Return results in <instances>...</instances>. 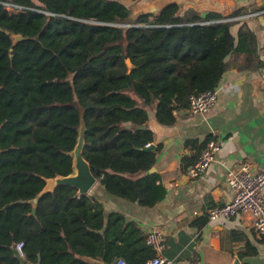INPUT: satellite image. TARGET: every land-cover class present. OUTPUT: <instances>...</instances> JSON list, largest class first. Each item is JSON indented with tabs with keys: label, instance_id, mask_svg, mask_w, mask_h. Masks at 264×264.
Listing matches in <instances>:
<instances>
[{
	"label": "trees",
	"instance_id": "trees-1",
	"mask_svg": "<svg viewBox=\"0 0 264 264\" xmlns=\"http://www.w3.org/2000/svg\"><path fill=\"white\" fill-rule=\"evenodd\" d=\"M129 5L0 0V264H146L154 255L146 233L92 195L60 185L30 200L46 178L73 172L68 152L84 121L82 155L98 185L154 206L167 189L147 172L161 146L145 149L149 114L173 124L190 96L217 87L225 71L263 67L250 17H239L248 11L202 14L170 3L132 17ZM14 35L22 39L12 46ZM211 138L185 140L183 171ZM19 242L25 263L14 253ZM255 253L247 244L239 256Z\"/></svg>",
	"mask_w": 264,
	"mask_h": 264
},
{
	"label": "crops",
	"instance_id": "crops-1",
	"mask_svg": "<svg viewBox=\"0 0 264 264\" xmlns=\"http://www.w3.org/2000/svg\"><path fill=\"white\" fill-rule=\"evenodd\" d=\"M170 3L202 14L264 10V0H129L132 17L157 12ZM248 13L239 16L244 18ZM247 20L257 36L262 68L225 71L217 86L218 97L204 113L180 110L170 125L160 124L154 113L149 114L147 126L153 131L152 144L161 145L153 167L167 189L166 195L154 206L145 207L106 193L98 183L87 193L98 199L106 212H122L145 233L162 230L164 254L173 264H230L235 256L241 264H264V235L254 231L250 215L240 213L214 221L205 215L209 207L222 205L232 196L226 184L227 169L247 162L255 171L264 170V12ZM237 27L233 26V34ZM209 135L220 142L216 159L201 175L190 178L180 166V157L188 153L185 140L203 141ZM202 219L205 223L199 226ZM247 244L256 253L240 257Z\"/></svg>",
	"mask_w": 264,
	"mask_h": 264
},
{
	"label": "built area",
	"instance_id": "built-area-1",
	"mask_svg": "<svg viewBox=\"0 0 264 264\" xmlns=\"http://www.w3.org/2000/svg\"><path fill=\"white\" fill-rule=\"evenodd\" d=\"M8 7L14 6L7 4ZM264 10L249 12L245 17L256 16ZM241 17V16H239ZM219 88L215 87L189 98L187 112L190 114L204 113L216 101ZM220 148V142L211 138L200 153L199 158L192 165L185 169V173L190 178L201 175L211 162L216 159ZM226 184L232 192L229 201L222 205L209 207L205 215L209 221L218 219H231L242 213L250 215L253 219V229L257 234L264 235V170L255 171L247 162L242 163L237 168H230L226 171ZM146 243L151 246L154 255L146 264H173V261L165 256V238L160 229H151L146 232ZM22 243L19 242L15 249L22 256ZM23 257V256H22ZM115 264H124L122 259Z\"/></svg>",
	"mask_w": 264,
	"mask_h": 264
},
{
	"label": "water",
	"instance_id": "water-1",
	"mask_svg": "<svg viewBox=\"0 0 264 264\" xmlns=\"http://www.w3.org/2000/svg\"><path fill=\"white\" fill-rule=\"evenodd\" d=\"M22 39L21 35L13 36L14 46L19 40ZM126 64L128 66V70H130L133 65L130 60L126 59ZM85 123L84 121L80 122V128L78 131V138L74 148L68 152V155L72 158V168L73 172L68 175H57L55 177H50L45 179V184L43 188L37 193V195L30 200L32 205L34 206L43 194L47 192L53 191L57 186L60 185H69L73 186L77 189L76 195H84L87 194L91 188L97 183L96 177L92 174L89 163L82 155V150L84 146V134H85ZM123 127H128V125H124ZM155 145L150 144L145 149H154ZM154 167L152 166L147 172H153ZM103 188V186L101 185ZM34 212V209H32ZM14 253L19 257L21 263H25V259L20 256V254L14 250ZM91 264H105L101 260L97 259H88ZM115 261L113 264H115ZM230 264H241L239 258L235 256Z\"/></svg>",
	"mask_w": 264,
	"mask_h": 264
}]
</instances>
